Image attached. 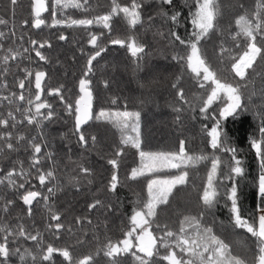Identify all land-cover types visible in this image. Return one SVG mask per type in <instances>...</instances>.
Returning a JSON list of instances; mask_svg holds the SVG:
<instances>
[{"label":"snow or ice","instance_id":"6c2138e0","mask_svg":"<svg viewBox=\"0 0 264 264\" xmlns=\"http://www.w3.org/2000/svg\"><path fill=\"white\" fill-rule=\"evenodd\" d=\"M19 3L20 0H9L7 11L11 13L12 19L0 15V26L7 29H0V164L8 161L6 166H0V264H12L14 257H18L19 264H56L54 254L62 257V262L67 264H96V257L101 253L108 258V264H125L124 257H130L131 264H159V261H166L167 264H264V89L259 96V138L251 139V147L255 149L258 158L259 172L254 187L258 189L259 202L246 215L242 214L236 183L237 178L245 177L246 170L241 166L242 161L237 159L238 149L230 144L228 135L222 130V120L235 118L256 107L253 101L256 92L249 88L251 81L248 79V70L259 75L255 72V66L264 65V0H256L255 11L251 15H240L235 20L238 30L234 34L230 33V36L236 48H240L243 41L242 54L231 55V49L224 46L223 40L219 45L220 58L232 61L231 71L244 83H234L224 78L204 54L202 42L206 44L218 33L224 35L219 23L222 13L218 0H190V3L186 0L191 31L184 37L176 31L181 27L183 13L178 10L174 0H130V3L125 4L119 0H111L110 11L92 16L88 14L94 11L95 6L90 0H51V5L49 0H31L32 28L83 29L87 33V43L94 49L91 53L85 52L84 48L80 49L81 54L86 57V64L83 77L78 81L79 96L74 103L70 102V98L66 100L63 84L58 87L46 84L48 74L42 68L22 66L24 61L33 63V52L39 61L50 63L44 50L51 49L52 44L48 40L32 38L23 31L17 33L14 17ZM149 7L155 9V15H146ZM239 7L244 9L245 5L241 3ZM73 10L84 14L83 18H73ZM45 13L49 14L50 20L45 18ZM114 17H122L131 34L125 39H111L110 44L126 48L133 58L140 60L147 55V46L138 40L135 34L137 27L153 28L157 17L168 25L167 34L156 29L154 35L168 40V46L173 51L165 59L170 58L180 67L181 75L176 76L171 88L175 90L178 100L192 112L196 111V107L186 98L182 85L185 70L198 88L205 90L206 95L199 97V113L205 120L213 121V126L209 128V125L204 124L202 129L210 138L209 144L214 150L211 156L190 155L186 151L184 139L179 140L178 152L146 150L141 132L142 113L140 110H128L127 104L122 111L100 108L97 113L93 112L94 97L89 77L94 74L93 62L108 49L98 43L104 33L97 35L91 29L95 26L111 32ZM28 25L29 21L25 19L21 28ZM68 39V35L63 32L58 35L60 41ZM25 41L28 46H24ZM177 42L179 46H183V53ZM137 68L143 70L139 65ZM137 83L141 88H150L159 81L138 80ZM108 86V81H104V87ZM47 97L58 98L66 114L73 117V135L83 149H87L90 143L94 146L97 142L95 135L86 136L87 129L84 126L90 121H103L115 128L120 134L119 142L122 145L116 149L115 156L121 157L125 148H131L136 150L139 158L138 166L131 168L129 179L135 181L146 178L147 199L141 201L137 197L129 217L130 228L124 232V238L116 242L108 239L95 253L79 259H74L69 247L61 248L46 243L44 233L34 223L31 227L23 223L24 217L19 211L14 217L15 224L9 219L16 204V199L9 198V193L26 206L28 218L33 216L34 202L39 203L42 197L48 218L54 222L46 224L47 231L56 239L60 238L61 230L72 232L71 227L66 229L61 221L62 213L55 210L53 203H49L50 198L62 190V185L56 174V153L52 150L45 130L46 122H52L58 113ZM137 100L141 105L146 102L140 98ZM111 103L116 104L117 100L113 99ZM182 110L181 107H173V111L178 113L177 121L181 119L179 113ZM22 126H35V134L26 135L20 131ZM22 150L29 153L27 167L23 160L12 158ZM68 151L71 152L72 149L69 147ZM224 153L231 155L222 158ZM46 161L52 162L47 170L43 167ZM204 161H210V170L200 197L203 207L200 218L186 216L180 222L178 232L168 230L167 225H161L156 220L158 209L162 205H168L169 197L177 187L188 183L187 168ZM107 163L112 167L108 190L114 193L120 183V161L112 158ZM221 166L226 170L223 173L220 171ZM78 167L86 176L92 175V169L84 164L81 163ZM172 170H176L175 174H168ZM33 178L42 188L46 187L47 194L34 190L36 185L31 183ZM227 181H232L230 188L226 185ZM67 183L78 186L81 181L75 176H69ZM87 184L91 185L92 180L88 179ZM222 200L226 201L224 206L229 209L234 228L243 229L254 238L255 252L251 253L248 260L234 255L229 243L217 235L211 226L201 223L205 212L214 215V210ZM98 206L103 207L100 199L90 203L88 209L91 211ZM107 210L113 211L111 204L107 205ZM76 222L80 224L81 218L77 217ZM87 222L92 223L91 220ZM153 228L160 234H154ZM25 241L33 242L34 247H26ZM161 249L166 250L165 254H161Z\"/></svg>","mask_w":264,"mask_h":264},{"label":"trees","instance_id":"16d2710c","mask_svg":"<svg viewBox=\"0 0 264 264\" xmlns=\"http://www.w3.org/2000/svg\"><path fill=\"white\" fill-rule=\"evenodd\" d=\"M120 3H130V0H119ZM178 10L183 15L181 17V27L176 31L184 37L191 31V22L188 13L186 0H174ZM190 3V0H188ZM220 11L222 13L219 21L221 30L224 35L219 33L214 35L206 44L202 42L204 54L212 67L218 71L224 78L230 82L244 83L238 77H235L231 71V60L221 59L219 56V45L221 40L224 46L231 49V55L238 56L242 54L244 43L241 41V47L236 48L235 43L231 40L230 33L234 34L238 29L235 20L244 14L251 15L255 11L256 0H218ZM95 8L89 13V16L103 14L110 11L111 0H90ZM243 3L244 9L239 5ZM31 0H20L16 8L15 24L16 29L32 38L39 40H48L52 44L51 49H45V53L50 59V63L45 64L35 57L33 52V63L30 67L42 68L47 72L46 84L58 87L63 84L66 100L75 101L79 96L78 81L83 77V69L86 64V57L81 54L80 49L84 48L85 52H93L91 45L87 43V33L83 29L77 28H48L42 27L35 29L31 27L32 14L30 10ZM51 5V0H49ZM9 0H0V15L6 19H12L11 13L7 11ZM155 15V9L149 7V13ZM73 18H83L84 14L72 11ZM45 18L50 20L48 13L44 14ZM27 19L29 25L21 28L23 20ZM112 31L99 27H93L91 31L99 35L104 33L98 41L99 44L106 47L107 52L102 53L97 61L93 62L94 74H90L92 80L91 89L93 92V112L97 113L100 108L112 110H124L127 104L128 110H140L141 132L145 141L144 147L151 151H175L179 150V140L186 141V151L190 155L205 154L211 156L213 151L209 144V139L202 130L203 125L213 126L212 120H205L199 113V97L205 93V90L199 89L195 81L187 70L182 75V85L185 89V95L188 101L196 107V111L187 110L188 106L178 100L175 90L171 88V83L176 76L181 75L180 67L170 58L173 49L168 46V40L164 37L154 35L156 29H160L167 34L168 25L158 17L154 21L153 28H140L135 30L139 41L143 42L146 47L147 55L142 60L133 58L126 48L110 44L111 39L127 38L131 33L128 30L122 17H114ZM3 26H0V28ZM25 29V30H24ZM63 32L68 35L67 41L58 40V35ZM178 45V42H177ZM183 53V46H179ZM228 55V54H225ZM75 57V59H73ZM27 63L23 62V65ZM140 66L143 70L137 68ZM259 65V62H258ZM135 70V71H134ZM250 79L249 88L256 92L253 101L256 105L251 111L242 113L235 118L229 117L222 120V130L229 137L230 144L238 149L237 159L242 161L245 167V177L237 178L239 204L242 214H247L255 209L259 202L258 189L254 187V181L258 178V158L255 155V149L251 147V139L259 138L258 128L261 115L259 110L261 103L259 101L260 91L264 89V65L255 66V72L248 70ZM158 80L159 83L150 88L139 87L137 81L148 82ZM104 81H108V87H104ZM47 87L45 93H47ZM18 91V89H17ZM247 95V90H246ZM44 97H42L43 99ZM137 98L143 99L144 104L138 103ZM53 104L55 111L58 113L57 118L52 122H46L45 130L51 141L52 150L56 153V174L61 180L62 190L55 197H51L49 203L55 205V210L62 213L61 221L65 224L66 229L71 227L72 232L61 230L59 239L47 231L46 224L54 223L49 220L47 210L43 207V199L33 204V216L27 217L26 206L19 201L17 197L16 204L11 210V223L15 224V214L17 211L24 217L23 223L31 227L35 226L44 233L46 243H52L56 247H69L74 259L82 258L85 255L95 253L98 247H102L108 239L113 242L122 240L124 232L130 228L129 217L132 209L135 207L137 197L141 201L147 199L146 178L138 180L129 179L131 168L138 166L139 158L135 149L125 148L124 155L116 157L115 152L120 145V134L110 124L103 121H90L85 125L87 129L86 136L95 135L97 142L93 146L91 143L87 149H83L77 143V137L73 135L74 119L68 116L64 108L60 105L58 98L47 97ZM113 99L117 100L112 104ZM218 103V102H217ZM173 107H181L183 110L179 113L181 119L176 120L178 113L173 111ZM213 107H216L214 105ZM251 107V105H250ZM256 113V114H254ZM219 118V117H218ZM20 131L26 135L35 134V126H22ZM72 151L69 152L68 148ZM217 155L221 153L216 152ZM230 153L222 154V158L230 157ZM28 152L23 150L14 154L13 159L19 158L28 166ZM117 158L120 161L118 172L119 185L116 192L108 190V181L112 174V167L107 163L108 159ZM51 161H46L43 166L45 170L51 166ZM92 169V175L86 176L81 173L78 165ZM8 161H3L0 166H6ZM210 170V161L199 163L195 167L187 168L189 172L188 183L184 186L177 187L171 197L168 205H162L158 209L156 220L161 225H167L168 230L178 232L180 222L184 218L196 216L200 218V212L203 207L200 201L202 190L206 185L207 173ZM221 173L226 171L223 166ZM172 170L168 174H175ZM2 175V174H0ZM69 176H75L81 183L73 186L67 183ZM91 179L92 184H87ZM36 185V189L46 193V187L42 188L39 182L34 178L31 181ZM232 181H227V187H231ZM48 186H51L50 184ZM79 187V191H77ZM96 199L102 201L103 207L89 211L88 205ZM225 200H222L214 210V215L205 212L201 223L211 226L213 231L219 235L225 242L229 243L233 254L238 255L246 260L250 259L251 253L255 252V241L250 234L243 229H236L232 223V217L229 209L224 206ZM111 204L113 211L107 210V205ZM81 218V223L77 224L76 218ZM91 220L89 224L87 221ZM214 221V222H213ZM154 234L159 235L155 228L152 229ZM98 237V239H97ZM83 243H78V241ZM26 247H34L33 242L25 241ZM161 249V254H165ZM125 264H131L130 257H124ZM56 264H67L62 262V257L54 254ZM12 264H19L18 257L12 258ZM96 264H108V258L101 253L96 257ZM159 264H167L166 261H159Z\"/></svg>","mask_w":264,"mask_h":264},{"label":"rangeland","instance_id":"374dc122","mask_svg":"<svg viewBox=\"0 0 264 264\" xmlns=\"http://www.w3.org/2000/svg\"><path fill=\"white\" fill-rule=\"evenodd\" d=\"M1 28H3V27H1ZM1 28H0V29H1ZM24 30H25V29H24ZM27 35H28V34H27ZM29 35H30V34H29ZM30 36H31V35H30ZM31 55H32V58H33V53H32ZM25 62L27 63V61H24V63H25ZM31 65H32V63H31V64H28V63H27V64L24 65V66H28V67H30Z\"/></svg>","mask_w":264,"mask_h":264},{"label":"built area","instance_id":"2783aa9c","mask_svg":"<svg viewBox=\"0 0 264 264\" xmlns=\"http://www.w3.org/2000/svg\"><path fill=\"white\" fill-rule=\"evenodd\" d=\"M2 30H5V31H7V29L6 28H1ZM17 30V29H16ZM17 33H19L18 31H17ZM24 46H28L27 45V42L25 41V43H24ZM27 63L29 64V62L27 61Z\"/></svg>","mask_w":264,"mask_h":264}]
</instances>
